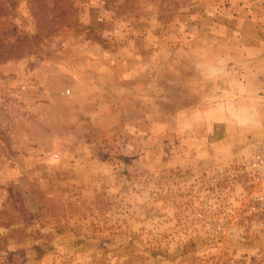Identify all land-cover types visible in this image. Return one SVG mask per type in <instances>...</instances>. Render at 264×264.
Returning <instances> with one entry per match:
<instances>
[{
  "label": "rangeland",
  "instance_id": "rangeland-1",
  "mask_svg": "<svg viewBox=\"0 0 264 264\" xmlns=\"http://www.w3.org/2000/svg\"><path fill=\"white\" fill-rule=\"evenodd\" d=\"M228 1L0 0V264H264L183 220L180 175L216 163L155 170L162 122L120 119L194 77L187 52ZM225 66L202 82L244 81Z\"/></svg>",
  "mask_w": 264,
  "mask_h": 264
},
{
  "label": "crops",
  "instance_id": "crops-1",
  "mask_svg": "<svg viewBox=\"0 0 264 264\" xmlns=\"http://www.w3.org/2000/svg\"><path fill=\"white\" fill-rule=\"evenodd\" d=\"M263 3L264 0H229L227 7L212 22L210 31L200 29L194 37L195 41H207L209 46H196L187 52L195 58L194 77L185 75L179 81H167L157 97L152 92L148 93L146 97L151 98L153 104L148 107L150 112L142 113L143 117L122 113L120 119L124 121L162 122L163 128L158 131L163 140L160 145L162 151L158 152L159 146L149 151L152 155L148 160L150 167L166 170L197 167L210 162L218 164L231 157L238 143L260 130L264 131ZM221 60V67L233 61L245 68L244 81L236 82L226 77L225 87L217 81L210 84L202 82V62ZM226 73V68H223L220 75ZM219 95L227 96V99ZM230 105H241L247 109L246 121L249 123L237 122L233 116L235 109ZM259 135L263 136L264 132ZM183 153L187 156L183 157ZM103 167L109 166L103 163ZM83 174L77 178L78 181L92 180V173Z\"/></svg>",
  "mask_w": 264,
  "mask_h": 264
},
{
  "label": "built area",
  "instance_id": "built-area-1",
  "mask_svg": "<svg viewBox=\"0 0 264 264\" xmlns=\"http://www.w3.org/2000/svg\"><path fill=\"white\" fill-rule=\"evenodd\" d=\"M180 188L190 232L264 247V135L248 137L224 162L182 173Z\"/></svg>",
  "mask_w": 264,
  "mask_h": 264
},
{
  "label": "clouds",
  "instance_id": "clouds-1",
  "mask_svg": "<svg viewBox=\"0 0 264 264\" xmlns=\"http://www.w3.org/2000/svg\"><path fill=\"white\" fill-rule=\"evenodd\" d=\"M223 64V61H216V62H206L202 64L201 71L206 75L208 79L215 78L218 74L223 72V68L221 65ZM233 116L237 120V122H244L248 119L247 116V109H245L243 106H241L238 110L233 112Z\"/></svg>",
  "mask_w": 264,
  "mask_h": 264
}]
</instances>
